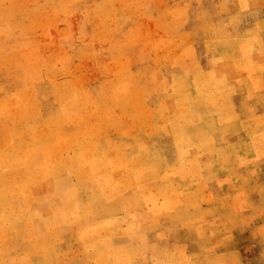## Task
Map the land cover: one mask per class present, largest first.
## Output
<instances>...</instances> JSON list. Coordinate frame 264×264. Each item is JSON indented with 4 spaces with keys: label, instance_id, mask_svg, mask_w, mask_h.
Masks as SVG:
<instances>
[{
    "label": "rangeland",
    "instance_id": "obj_1",
    "mask_svg": "<svg viewBox=\"0 0 264 264\" xmlns=\"http://www.w3.org/2000/svg\"><path fill=\"white\" fill-rule=\"evenodd\" d=\"M0 231V264H264V0H0Z\"/></svg>",
    "mask_w": 264,
    "mask_h": 264
},
{
    "label": "bare ground",
    "instance_id": "obj_2",
    "mask_svg": "<svg viewBox=\"0 0 264 264\" xmlns=\"http://www.w3.org/2000/svg\"><path fill=\"white\" fill-rule=\"evenodd\" d=\"M42 152H43V151H42ZM112 152H113V151H112ZM116 154H117V153H116ZM44 155H46V153H45ZM47 155H48V154H47ZM121 155H122V154H121ZM54 156H55V155H54ZM54 156H53V158H54ZM112 156H113V155H112ZM54 160H55V159H54ZM108 161H109V160H108ZM108 163H110V162H108ZM106 165H107V164H106ZM46 166H47V165H46ZM50 166H51V165H50ZM43 167H44V166H43ZM47 167H48V166H47ZM107 167H108V166H107ZM41 168H42V167H41ZM41 168H40V169H41ZM48 168H49V167H48ZM43 169H44V168H43ZM46 169H47V168H46ZM15 171H17V170L15 169ZM75 171H76V170H75ZM96 171H97V170H96ZM18 172H19V171H18ZM18 172H17V174H19L21 171H20L19 173H18ZM84 172H85V171H84ZM28 173H29V172H28ZM41 173H43V172H41ZM74 173H76V172H74ZM26 174H27V173H26ZM40 175H41V174L39 173V176H40ZM88 175H89V174H88ZM117 175H118V174H117ZM16 176H17V175H16ZM18 176H19V175H18ZM18 176H17V177H18ZM26 176H27V175H26ZM29 176H30V175H29ZM19 177H20V176H19ZM19 177H18V178H19ZM32 177H34V179L36 180L35 176H32ZM12 178H13V177H12ZM21 178H22V176H21ZM29 178H30V177H29ZM15 179H16V178H15ZM22 179H23V178H22ZM24 179L27 180V179H28V176H27V179H26L25 177H24ZM24 179H23V180H24ZM30 179H31V178H30ZM13 180H14V179H13ZM18 180H19V181H18L19 184H21V183H20V178H19ZM23 180H22V181H23ZM11 181H12V180H11ZM27 181H28V180H27ZM29 181H31V180H29ZM33 181H34V180H33ZM29 183H30V182H29ZM29 183H28V184H29ZM31 183H32V182H31ZM110 183H112V182H110ZM1 184H3V183H1ZM14 184H17V182L14 183ZM25 184L27 185V183H25ZM105 184H106V183L103 184L104 187L101 188V189H105V188L107 187L108 184H107L106 186H105ZM26 185H24V186H26ZM14 186H16V185H14ZM24 186H23V187H24ZM28 186H30V184H29ZM28 186H27V187H28ZM108 186H110V185H108ZM120 186H121V185H120ZM30 187H31V186H30ZM111 187H112V186H111ZM111 187H110V188H111ZM116 187H117V186H116ZM31 188H32V187H31ZM31 188H30V189H31ZM113 188H114V187H113ZM117 188H118V187H117ZM117 188H115L116 191H118ZM121 188H122V186H121ZM108 189H109V188H108ZM108 189H107V190H108ZM111 189H112V188H111ZM26 190H27V189H26V187H25V191H26ZM28 190H29V187H28ZM120 190H121V189H120ZM20 191H22V190H20ZM113 191H114V190H113ZM17 192H19V191H17ZM29 192H30V191H29ZM108 192H109V190H108ZM27 193H28V192H27ZM103 193H104V192H103ZM105 193L108 194L107 192H105ZM105 193H104V194H105ZM111 193H114V192H111ZM111 193L108 194V195L111 196ZM23 194H24V193H23ZM30 194H31V193H30ZM28 195H29V193H28ZM114 195H115V194H114ZM100 196H101V195H100ZM112 196H113V194H112ZM108 199H109V198H108ZM22 200H23V199H22ZM101 202H102V200H101ZM26 204H27V203H26ZM99 206H100V204H99ZM103 211H104V210H103ZM83 213H84V215H85V212H82V214H83ZM105 213H106V212H105ZM105 213H104V214H105ZM8 215H9V214H8ZM20 215H21V213H20ZM125 216H126V215H125ZM13 218H17V215H16V217H13ZM21 218H22V217H21ZM87 218H88V217H87ZM6 220L11 221V220L8 219V218H7ZM22 221H23V220H22ZM93 221H94V220H93ZM93 221H91V222H93ZM102 222H103V221H102ZM98 223H99V222H98ZM100 224H101V223H100ZM102 224H103L102 226H104V222H103ZM96 225H97V224H96ZM96 225H95L96 228H97V227H98V229L101 228L99 225H98V226H96ZM21 226H22V224H21ZM88 226H89V225H88ZM107 227H108V225H107ZM111 227H112V226H111ZM4 228H5V227H4ZM5 229H6V228H5ZM82 229H83V228H82ZM105 229H106V228H105ZM90 230H91V229H90ZM100 230H103V229L101 228ZM94 231H95V230H94V228H93V231H90V232H94ZM0 232H1V231H0ZM4 232H5V231H4ZM6 232H7V231H6ZM108 232H109V231H108ZM51 233H52V232H51ZM94 233H95V232H94ZM96 233H98V232H96ZM96 233H95V234H96ZM104 233H105V232H104ZM98 234H99V233H98ZM105 234H106V233H105ZM0 235H1V233H0ZM109 235H110V234H109ZM109 235H108L107 237H109ZM3 236H4V235H3ZM3 236H2V237H3ZM76 236H77V235H76ZM91 236H92V235H91ZM96 236H97V234H96ZM6 237H8V236H6ZM104 237H105V236H104ZM5 239H6V238H5ZM5 239H2V240H5ZM77 239H78V237H77ZM2 240H1V242H2ZM34 241H35V240H34ZM54 243H55V242H54ZM54 243H52V245H53ZM10 244H11V243H10ZM35 244H36V243H35ZM0 245H1V244H0ZM30 245H31V244H30ZM32 245H33V244H32ZM26 246H27V245H26ZM28 246H29V245H28ZM28 246H27L26 248H28ZM43 246H44V245H43ZM45 246H47V245H45ZM24 247H25V246H24ZM29 247H30V246H29ZM36 247H37V246H36ZM40 247H41V246H40ZM40 247H39V248H40ZM47 247H48V246H47ZM94 247H95V246H94ZM42 248H43V247H42ZM50 248H51V247H50ZM43 249H44V248H43ZM45 249H46V247H45ZM48 249H49V248H48ZM48 249H46V251H47ZM51 249H52V248H51ZM55 249H56V248H55ZM107 249H108V248H107ZM110 249H111V248H110ZM128 249H129V248H128ZM19 250H20V248H19ZM49 250H50V249H49ZM110 251H111V250H110ZM116 251H117V253L119 252L118 250H116ZM129 251H130V250H129ZM113 252H114V251H113ZM26 253H27V251H26ZM48 253H49V252H48ZM104 253H105V252H104ZM21 255H22V254H21ZM40 255H41V256H43V255H47V253L45 252V250H42V251L40 252ZM56 255H57V254H56ZM113 255H115V254H113ZM118 255H119V254H118ZM121 255H122V254H121ZM31 256H32V255H31ZM33 256H34V255H33ZM104 256H105V255H104ZM14 257H15V256H14ZM105 257H106V256H105ZM109 257L111 258V256H109ZM115 257H116V256H114V258H115ZM121 257H122V256H121ZM21 258H22V256H21ZM23 258H24V256H23ZM106 258H107V257H106ZM114 258H113V259H114ZM0 259H1V258H0ZM57 259H58V258H57ZM110 261H111V260H110ZM115 261H116V260H115ZM120 261H121V260H119V262H120ZM57 262H58V261H57ZM108 262H109V261H108ZM113 262H114V261H113ZM55 263H56V262H55ZM63 263L65 264V262H63ZM63 263H62V264H63ZM111 263H112V262H111ZM121 263H122V262H121ZM12 264H13V263H12ZM57 264H58V263H57Z\"/></svg>",
    "mask_w": 264,
    "mask_h": 264
}]
</instances>
